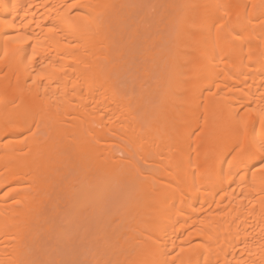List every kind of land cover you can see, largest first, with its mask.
I'll return each mask as SVG.
<instances>
[{
	"label": "bare ground",
	"instance_id": "obj_1",
	"mask_svg": "<svg viewBox=\"0 0 264 264\" xmlns=\"http://www.w3.org/2000/svg\"><path fill=\"white\" fill-rule=\"evenodd\" d=\"M261 143L264 0H0V264H264Z\"/></svg>",
	"mask_w": 264,
	"mask_h": 264
},
{
	"label": "rangeland",
	"instance_id": "obj_2",
	"mask_svg": "<svg viewBox=\"0 0 264 264\" xmlns=\"http://www.w3.org/2000/svg\"><path fill=\"white\" fill-rule=\"evenodd\" d=\"M109 210H110V211H109ZM109 210H108V211H109L108 215L111 216V217H113L112 215L115 214V212L117 211V209L112 208V209H109ZM79 239H81V238H79ZM71 243H72V242H71ZM75 243H76V242H75ZM77 243H78V242H77ZM80 243H81V242L79 241L78 245H80V246H79L80 248H81L83 245H85V244H82V245H81ZM74 245H75V244H73L72 246L68 247V248H70V250H71L72 252H75L76 249L79 250V247H78L77 245L75 246L76 249H74V248H75ZM77 247H78V248H77ZM83 247H84V246H83ZM58 249H59V248H58ZM72 249H74L75 251L72 250ZM59 251H60V249L58 250V252H59ZM54 252H55V251H54ZM56 253H57V250H56ZM56 253H55V254H56ZM67 253H69V252H67ZM55 254H54V255H55ZM60 254H61V255H60ZM58 255H60V256H58ZM68 255H70V253H69ZM68 255H64V256H62V252H60L59 254H58V253L56 254V256H57L58 259H59V257H60L59 260H61V264H72V263H73V264H80V263H81V264H84V263L82 262V260H83L82 257H83V256L81 257V256L76 255V259H73V261L71 260V262H70V259H72V258H70L71 256L69 257ZM56 256H55V257H56ZM62 257H63L64 259H65V258H66V259L64 260V259H62ZM74 257H75V256H74ZM77 257H78V258H77ZM79 257H81V258H79ZM63 260H64L65 262H63ZM66 260H67V261H66ZM68 262H69V263H68Z\"/></svg>",
	"mask_w": 264,
	"mask_h": 264
},
{
	"label": "snow or ice",
	"instance_id": "obj_3",
	"mask_svg": "<svg viewBox=\"0 0 264 264\" xmlns=\"http://www.w3.org/2000/svg\"><path fill=\"white\" fill-rule=\"evenodd\" d=\"M258 151L261 153V154H264V143H261L259 146H258ZM248 155V158H254V154L249 152L247 153ZM261 163L264 164V159H261Z\"/></svg>",
	"mask_w": 264,
	"mask_h": 264
}]
</instances>
